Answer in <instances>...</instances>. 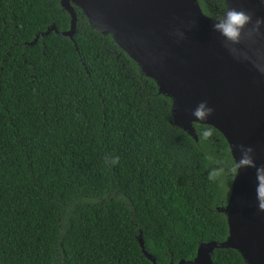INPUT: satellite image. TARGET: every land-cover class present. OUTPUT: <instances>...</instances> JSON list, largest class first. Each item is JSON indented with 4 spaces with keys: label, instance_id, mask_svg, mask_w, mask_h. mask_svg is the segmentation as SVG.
Returning <instances> with one entry per match:
<instances>
[{
    "label": "trees",
    "instance_id": "trees-1",
    "mask_svg": "<svg viewBox=\"0 0 264 264\" xmlns=\"http://www.w3.org/2000/svg\"><path fill=\"white\" fill-rule=\"evenodd\" d=\"M59 1L0 0V264H151L139 237L156 264H177L225 241L224 137L173 126L171 99L78 8L72 40L44 34L69 28ZM210 261L245 264L230 248Z\"/></svg>",
    "mask_w": 264,
    "mask_h": 264
},
{
    "label": "water",
    "instance_id": "water-1",
    "mask_svg": "<svg viewBox=\"0 0 264 264\" xmlns=\"http://www.w3.org/2000/svg\"><path fill=\"white\" fill-rule=\"evenodd\" d=\"M227 8L243 9L264 19L260 0H224ZM69 15V28L50 31L72 40L76 14L90 27L111 34L113 42L154 81L159 94L171 99L172 125L195 138L192 123L211 126L228 144L235 165L226 205L227 237L221 243L200 244L191 261L212 264L213 249L236 250L245 264H264V25L225 47L195 0H60ZM178 33H183L181 37ZM214 111L203 119L193 116L201 102ZM243 145V150L241 149ZM254 166H239L244 150ZM258 169H261L258 172ZM142 255L156 264L137 239ZM172 264V263H168Z\"/></svg>",
    "mask_w": 264,
    "mask_h": 264
},
{
    "label": "clouds",
    "instance_id": "clouds-1",
    "mask_svg": "<svg viewBox=\"0 0 264 264\" xmlns=\"http://www.w3.org/2000/svg\"><path fill=\"white\" fill-rule=\"evenodd\" d=\"M213 30L219 32L225 39V47H229L234 44L240 43L243 36H251L253 33H258L261 25H264V19H256L255 24L252 29L245 32L247 25L252 23V14L246 12L243 9L227 8L222 14H217L213 18ZM181 37L183 33H178ZM207 102H201L200 105L193 111V116L198 119H203L207 115H210L214 110L210 107H206ZM243 150V145L240 146ZM251 149L244 150V154L239 161V166H254L251 159L247 155ZM107 162V160H106ZM119 162V157H114L111 160L112 164H117ZM261 169H258L260 172ZM211 178V177H210ZM264 208V204L261 205Z\"/></svg>",
    "mask_w": 264,
    "mask_h": 264
}]
</instances>
